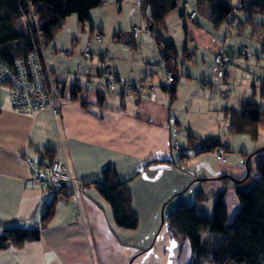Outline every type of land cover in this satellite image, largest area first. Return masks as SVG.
Listing matches in <instances>:
<instances>
[{
	"label": "crops",
	"instance_id": "obj_1",
	"mask_svg": "<svg viewBox=\"0 0 264 264\" xmlns=\"http://www.w3.org/2000/svg\"><path fill=\"white\" fill-rule=\"evenodd\" d=\"M129 6L134 14L129 23L122 21V0H106L93 8L92 20L83 28L77 17L70 15L62 30L44 44L43 59L53 70L59 99L64 101L73 89L76 93V99L64 101L56 114L50 109L35 114L19 110L11 103L9 91L3 95L4 89L0 90V117L7 121L0 129V232L11 226L30 228L40 222L44 191L31 184V178L47 148L52 149L54 159L66 162L77 187L76 195L57 203L56 212L49 224L42 227L40 238L22 247L0 250V264L192 263V253L189 261L183 260L182 246L168 236L167 230L157 231L162 200L171 192L166 187L173 185L176 192L164 203L165 210L170 211L180 201L193 203L200 188L206 195L224 188L221 176H234V169L224 167L225 162L215 151L192 154L184 168L158 165L155 161L176 158L180 148L176 149L175 144L185 146L188 131L201 138L211 136L222 141L220 131L227 130V121L221 120L220 126L216 116L214 122H208L201 117L205 109H195V104L203 101L202 97L213 99L216 93L201 88L197 80L206 78L224 43L222 47L220 38L209 31L207 43L200 47L194 43V37L188 41L186 34L187 48L196 49L194 62L181 64L184 80L178 83L176 98L171 100L165 88V66L153 38L136 34L133 46L123 43L127 35L115 38L119 30L126 32L133 25H145L138 1ZM181 22L180 17L177 23ZM97 33L102 35L101 39L96 37ZM85 38L89 57L82 55ZM107 50L119 76L116 87L109 89L99 82L87 92L77 86L78 76L97 74L98 56ZM200 50L204 51L202 55ZM178 51L182 56V49ZM139 81L155 84L154 97L123 92L125 83ZM184 96H188L189 103L181 104ZM197 96L200 98L196 100ZM149 162L152 167L146 168ZM106 164L114 166L120 178L129 180L133 210L139 218L134 230L117 226L106 200L94 187L83 185L97 181ZM232 193L227 192L237 208ZM214 200L212 196L200 203L198 212L211 217ZM228 212L230 216L229 206Z\"/></svg>",
	"mask_w": 264,
	"mask_h": 264
},
{
	"label": "trees",
	"instance_id": "obj_2",
	"mask_svg": "<svg viewBox=\"0 0 264 264\" xmlns=\"http://www.w3.org/2000/svg\"><path fill=\"white\" fill-rule=\"evenodd\" d=\"M104 1L106 0H0V61L14 66L16 60L26 58L28 52L34 46L31 42L32 34H30L23 18V12L30 20L36 43H42L43 48L47 41L62 30L63 23L69 15L75 14L80 26L83 28L92 20L91 10L100 6ZM137 1L145 25H133L126 32H124L125 30H119L115 33V38L118 40L122 35H127L128 39L123 40V43L133 46L132 42L134 41V36H136L133 29L135 27L150 28L151 37L160 50L165 66V88L168 89L171 100L176 98L178 83L184 80L181 64L186 62L193 63L194 53L196 52L195 48L189 50L186 43L182 49V56H180L176 43L164 34L165 20L176 7L182 8L180 10V17L182 18L180 24L184 27V34L182 32L184 37H186L188 32L185 19L195 21L200 11L206 13L214 28L217 29L219 27L213 33L215 35L219 33L225 40L229 37L230 32L224 33L221 30L222 25L226 24L230 28L237 21H242V23H238L239 26L236 24L237 32L240 33L242 30L240 26L243 28L246 24H249L251 26V37L260 41L261 51H264V21L253 20L254 14L258 12L264 13V0H196L195 8L188 0ZM185 5L195 11L193 18L185 11ZM244 12L247 17L244 19L239 18V15ZM221 36H218L220 40H222ZM245 47L247 46L241 44L242 52H244ZM249 52L250 48L245 54ZM106 53L112 59L111 52L108 50L99 54V56ZM82 55L84 56L83 52ZM234 57L232 49L227 52L226 49L222 48L215 54L214 66L217 75H219V70L222 67L226 73V65L231 63ZM99 61L102 63L101 60ZM49 69L54 80L53 70L51 67ZM168 71H171L175 76L171 84H168ZM100 75L101 71L98 68L97 74L90 78L98 79ZM221 75L225 74L221 73ZM83 77L85 78L84 75L78 76L76 80ZM197 81L201 88L206 89L209 86L206 79ZM100 82H103L106 86L105 81L102 80ZM147 82L155 86L152 81ZM147 82H127L139 83L142 86L144 85L145 89L140 92H128L122 88L123 92L152 98V90L146 89ZM53 83L56 86L58 101H61L57 83L55 80ZM209 83L211 84L212 82L209 81ZM6 87L9 90L11 100L9 86H2L0 90ZM73 90L72 94L66 97L64 101L76 99V93ZM86 91L88 92L89 90ZM260 96L264 99V80L261 83ZM64 101L61 102L63 103ZM258 104L256 100L249 98L241 101L239 108L226 107L224 109V117L227 121L228 133H246L251 138L256 139L260 129L264 127V108H261ZM222 145L227 149L228 145L223 143L220 138L211 136L201 138L188 131L187 143L179 149L176 158H167L155 162H159L158 165L165 164L184 168L183 166L187 164L192 154L199 155L215 151L218 155V149ZM51 150V148H47L44 153H41L43 156L39 158L37 163H51L54 161V154ZM252 155L256 157L255 167L257 174L254 176L255 178L251 177L250 173L244 179H235L234 176L224 175L221 176L224 188L216 193L206 195L203 189L200 188L195 194L193 203L180 201L170 211L165 210L166 204L162 205V221L157 231L160 228L167 227L168 236L179 245L188 239L192 253L191 264H264V147L255 150ZM223 158L224 161H221L226 162L225 153H223ZM249 162L250 160H247L248 165H250ZM150 167H152L151 162L146 165V168ZM250 177L254 179L251 183H248L247 180ZM207 179L200 178L202 181ZM128 182L129 180L120 178L114 166L106 164L102 168L100 178L97 181H86L83 185L94 187L102 198L106 200L112 209L117 226L134 230L139 225V218L133 210L132 193ZM75 184L76 181H74V184L69 181L49 183L47 188L43 190V214L38 225L30 228L11 226L4 229L0 232V250L8 247H22L28 241L39 239L42 227L47 226L54 216L57 203L76 195L77 187L75 186L74 188ZM230 189L234 192L233 194L238 204L231 217L229 216L226 200V194ZM50 195L51 198H48L47 196ZM212 196L215 198L212 216L198 212L200 203Z\"/></svg>",
	"mask_w": 264,
	"mask_h": 264
},
{
	"label": "rangeland",
	"instance_id": "obj_3",
	"mask_svg": "<svg viewBox=\"0 0 264 264\" xmlns=\"http://www.w3.org/2000/svg\"><path fill=\"white\" fill-rule=\"evenodd\" d=\"M134 0H122V3L125 4V10L122 14V21L129 23L131 20V16L134 14H131L130 4ZM192 6L195 8V1L196 0H188ZM181 7H176L173 9L168 17L166 18V27H165V36L168 38H171L173 41L175 40L178 42L179 46H177V49H183L184 45L186 44V40L184 35H182V32L184 34V27L183 25L177 23V20L180 22V10ZM198 18L201 20V24L199 25V19L198 20H191V19H185V21L189 24V30H188V41L192 40V37H194V43L198 44L200 47L205 46L207 43V33L209 31H217L219 27L214 28V25L209 21L206 13H202L199 11ZM73 16H76L75 14H72ZM70 16V15H69ZM204 16L206 17L204 19ZM244 19L247 17V14L241 13L239 15V18ZM74 18V17H72ZM254 21H264V13L258 12L254 14L253 16ZM238 23H242V21H237L233 27L230 26V28L227 27L226 24L224 26H221V30L223 32H230L229 37L225 40V38H222V36L219 33H216L217 36H221V46L223 47L224 43V49H226L227 52L231 51L235 55L234 58H232V62L226 65V73L222 71L219 72L220 76L217 75V72L215 70V66H211L210 72L206 76V81L209 84V86L206 88L208 91L210 90H216V93L213 95V99L203 98V101H197L195 104V109L201 108L202 111L205 109L204 114H201V117L206 118L208 122H214L215 117L218 116V119L216 121L221 126V120L226 122L225 117H222L224 114V109L226 107H235L239 108L240 102L244 99L253 98L256 100L261 108H264V99L260 96V88L261 83L264 80V54L261 51V43L256 38L251 37V26L249 24H246L243 28L240 26L241 32H237V26ZM237 24V26H236ZM131 26V24H129ZM180 25V27H179ZM182 28V29H181ZM150 30V28H149ZM151 32V30H150ZM140 33V32H138ZM137 33V34H138ZM215 34V33H214ZM148 36H151L148 35ZM225 40V41H224ZM174 41V42H175ZM244 42V43H243ZM87 39L85 38L83 41V48L86 47ZM177 44V45H178ZM241 44L244 46H247L244 48V52L241 51ZM250 52L245 54L246 51ZM201 51V55L203 54V50ZM189 63V62H187ZM212 82L211 84L209 83ZM149 82L146 83L148 85ZM151 84V83H150ZM205 89V90H206ZM152 92L154 90V86L151 89ZM8 88H4L2 90V94H7ZM9 94V92H8ZM196 96H193L195 98ZM200 97L197 96L196 100ZM10 99V97H9ZM188 96H184L181 98V104L189 103ZM206 120H203V123L206 122ZM7 124L6 120H3L0 117V129L3 128ZM9 124V123H8ZM223 127V126H222ZM220 135L222 136L223 143L227 144V150L226 147L223 145L220 146L223 148V153H225L226 156V162L223 163L224 167H228L233 170L234 176L237 178L235 179H244L247 177V175L250 173L251 177L256 176V157L255 155H252V153L261 148L264 147V127H262L259 131V135L256 139L251 138L246 133H228L227 130L220 131ZM175 148L179 149L181 148V145L179 146L175 144ZM250 156V157H248ZM247 160H250V165H248ZM49 165V163H47ZM249 168V169H248ZM230 175V174H228ZM232 176V174L230 175ZM233 177V176H232ZM251 177L247 180L248 183H251L253 179ZM189 183V182H188ZM76 184L74 185V187ZM166 188H170V193L168 195H165L163 201V204L167 202L173 195L176 194L174 186L170 185ZM182 188L181 190H183ZM231 191V189L228 191V193ZM233 194V193H232ZM234 198L235 195L233 194ZM48 198H51L50 196H47ZM227 203L229 206L230 211V217L234 214L236 208V205L231 200V195L226 196ZM236 200V199H235ZM144 209H146L145 206H143ZM161 209V208H160ZM162 221V216L160 212V219L159 224ZM163 229V228H162ZM165 230L167 229L164 228ZM182 246L181 250V257L182 259L188 261L190 260V243L187 239L183 244H180ZM130 248V247H127Z\"/></svg>",
	"mask_w": 264,
	"mask_h": 264
},
{
	"label": "built area",
	"instance_id": "obj_4",
	"mask_svg": "<svg viewBox=\"0 0 264 264\" xmlns=\"http://www.w3.org/2000/svg\"><path fill=\"white\" fill-rule=\"evenodd\" d=\"M185 11L190 14V17H194L195 11L185 5ZM23 18L27 24L28 30L31 35V42L34 44L33 48L28 52L26 58L16 60L14 66L3 63L0 61V88L2 86H9L11 102L13 106L19 110H27L32 113L43 109H50L54 114L59 111L62 105L61 101H58L56 86L54 85L53 76L49 66L43 60L42 57V43H36L35 36L32 33V25L30 20L23 12ZM135 35L140 32L141 34L150 35L149 28L135 27L133 29ZM139 34V33H138ZM98 39L102 38L101 34H97ZM83 54L85 57L91 55L89 48L84 49ZM100 63L101 75L98 79L83 77L76 80V85L86 90H92L94 86L98 85L100 81H105L106 87L109 89L114 88L116 85L118 74L110 64L111 59L109 54L98 56ZM220 61V59H218ZM223 67L219 70L222 73ZM220 74V73H219ZM168 84L174 81V74L171 71L167 72ZM153 84L147 85V90H151ZM125 91H142L145 89L144 85L125 83ZM152 96L154 97V93ZM179 146V144H177ZM218 157L224 161L223 148L218 149ZM69 181L74 184V176L70 171L66 169V162L62 159H55L49 165L47 163H41L35 166L34 174L31 178V183L35 186H39L45 190L49 183ZM75 188V187H74Z\"/></svg>",
	"mask_w": 264,
	"mask_h": 264
}]
</instances>
